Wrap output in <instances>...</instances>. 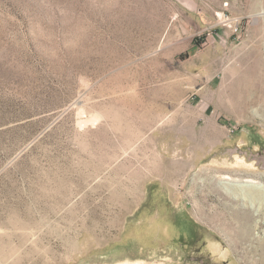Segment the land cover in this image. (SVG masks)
<instances>
[{
	"label": "rangeland",
	"instance_id": "obj_1",
	"mask_svg": "<svg viewBox=\"0 0 264 264\" xmlns=\"http://www.w3.org/2000/svg\"><path fill=\"white\" fill-rule=\"evenodd\" d=\"M227 2L0 0V264H264V190L222 183H264V11Z\"/></svg>",
	"mask_w": 264,
	"mask_h": 264
},
{
	"label": "bare ground",
	"instance_id": "obj_2",
	"mask_svg": "<svg viewBox=\"0 0 264 264\" xmlns=\"http://www.w3.org/2000/svg\"><path fill=\"white\" fill-rule=\"evenodd\" d=\"M239 83L241 85H244V88L243 89H241V88L238 89L237 87H232L230 89V92H231L230 93V98L233 101V103L236 104V106H238L239 108L243 109V108H246L247 105L251 102V99H250L251 91H253V89H257L258 87H262L263 83L259 79H257L255 75L254 76H249V77L247 76L245 78H242V79L239 80ZM222 183L224 184V188L229 193L233 192V189L231 188L232 185L236 186L237 188L239 187V188H243V189H245V188L246 189L247 188L254 189L255 188V189L264 190V183H259V182L255 181V180L250 179V178H246V179H243V180L239 179V180H237V182H231V179L228 176H225L222 179ZM239 190H241V189H239ZM241 194H240V196L239 195H237V196H239L240 198L245 200L246 199L245 195H243V194L241 195ZM204 218H206L207 220H209V221H211L213 223H216L223 232H225V226H227L228 228L231 227L230 223H226L225 222V218H222V217L220 218V217L211 216V215H205ZM90 231L91 232L89 234H94L95 233L93 230H90ZM55 233L59 237V242H58L57 247L54 248V252H52V254L54 256L62 257L64 254H72V253H74L76 251V246H77L76 244L77 243L76 244L74 243V240H75L74 231L69 230L68 232H66V231H63V230L62 231L61 230H57L56 232H54V234ZM171 233H173V231H170V234ZM30 249L33 252L31 255L34 254L37 257L36 261H40L41 259H43L44 254H40L41 252L38 253L35 250V248H30ZM45 257H47V255Z\"/></svg>",
	"mask_w": 264,
	"mask_h": 264
},
{
	"label": "crops",
	"instance_id": "obj_3",
	"mask_svg": "<svg viewBox=\"0 0 264 264\" xmlns=\"http://www.w3.org/2000/svg\"><path fill=\"white\" fill-rule=\"evenodd\" d=\"M231 1H232L231 7H230V2H227L226 4L230 8L225 10L229 11L230 14L238 15L240 17L242 16L241 18L252 16L255 13L257 14L262 9L263 10L261 12L264 11V0H231ZM242 3L244 4L245 7H243V9H238L237 4H242ZM250 142L253 143L255 147L258 145L261 146L259 139H253L250 134H247L244 138H241L239 140L240 144H249Z\"/></svg>",
	"mask_w": 264,
	"mask_h": 264
},
{
	"label": "built area",
	"instance_id": "obj_4",
	"mask_svg": "<svg viewBox=\"0 0 264 264\" xmlns=\"http://www.w3.org/2000/svg\"><path fill=\"white\" fill-rule=\"evenodd\" d=\"M225 5L227 6V4H225ZM227 21H228V20H225V26H227V24H226ZM229 22H230V25H234V26H236L237 29H238V26H239V24H240V19L235 18V19L230 20Z\"/></svg>",
	"mask_w": 264,
	"mask_h": 264
}]
</instances>
